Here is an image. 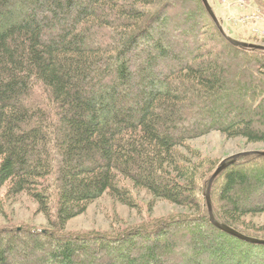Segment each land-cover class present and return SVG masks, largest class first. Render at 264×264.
<instances>
[{
	"label": "trees",
	"instance_id": "obj_1",
	"mask_svg": "<svg viewBox=\"0 0 264 264\" xmlns=\"http://www.w3.org/2000/svg\"><path fill=\"white\" fill-rule=\"evenodd\" d=\"M208 13L203 0H0V194L33 197L53 226H0V264H264V245L212 222L217 168L200 176L178 153L216 131L264 142V50L233 45ZM123 180L196 214L67 232L108 193L133 206ZM212 189L218 221L264 241L247 220L264 214V157Z\"/></svg>",
	"mask_w": 264,
	"mask_h": 264
},
{
	"label": "rangeland",
	"instance_id": "obj_2",
	"mask_svg": "<svg viewBox=\"0 0 264 264\" xmlns=\"http://www.w3.org/2000/svg\"><path fill=\"white\" fill-rule=\"evenodd\" d=\"M214 6L221 20L226 22V29L230 35H235L243 41L264 45V22L239 23L244 14L239 7L225 5L220 0H209ZM249 10L262 9L264 0H251ZM260 31V32H256ZM233 109V108H232ZM236 108H234V111ZM248 152H264V142L251 143L246 138L230 136L216 131L200 139L189 141L186 146L179 149L182 165L194 168L202 175L216 172L223 162L234 156ZM216 174V173H215ZM206 178L199 179L201 186ZM123 187L131 193L133 206L122 199L108 193L102 199L91 205L89 211L68 224L67 232L74 234H87L94 232L115 233L127 228L141 227L151 222L170 219L183 215L196 214L194 209L182 207L169 200L157 198L149 190L136 187L131 181L123 180ZM209 192V191H208ZM7 190L0 196L6 202L4 210L0 209V226H35L40 229H52L50 217L43 213L39 203L28 194L18 197H6ZM213 197V196H212ZM1 198V199H2ZM249 225L264 231V214L250 215ZM211 242L216 247L223 242L219 237L211 235ZM81 259L78 262H83Z\"/></svg>",
	"mask_w": 264,
	"mask_h": 264
},
{
	"label": "water",
	"instance_id": "obj_3",
	"mask_svg": "<svg viewBox=\"0 0 264 264\" xmlns=\"http://www.w3.org/2000/svg\"><path fill=\"white\" fill-rule=\"evenodd\" d=\"M203 2L205 3L207 10H208V14L211 15V17L213 18V20L216 22V26L219 27V29L221 30V32L226 36V38H228V40L235 46L237 47H243V48H252V49H261L264 50V45H258V44H253V43H248V42H243L240 40H237L235 38H233V36H231L225 26H223V22L220 19V17L218 16V13L216 12L214 6L212 5L211 1L209 0H203ZM252 155H259V156H263L264 157V152H248V153H243L237 156L232 157L229 160H226V162H223V164L221 165V167L217 170L216 174L213 176L212 180H211V184H210V188H209V192H208V201L209 202V207H210V214H211V219L213 224L218 227L219 229H221L222 231L228 233V235H232L235 238H239L242 239L244 241H247L249 243H253V244H262L264 245V241L263 240H259V239H255V238H251L248 237L246 235H244L243 233L239 232L238 230L234 229L231 226H228V224L225 223H221L218 221L216 214L215 213V208H214V202H213V197H212V191H213V187L215 182L217 181V179L220 177V175H222L227 169H229L230 167H232L233 165L237 164L241 158L244 157H249Z\"/></svg>",
	"mask_w": 264,
	"mask_h": 264
},
{
	"label": "built area",
	"instance_id": "obj_4",
	"mask_svg": "<svg viewBox=\"0 0 264 264\" xmlns=\"http://www.w3.org/2000/svg\"><path fill=\"white\" fill-rule=\"evenodd\" d=\"M225 5H234L236 7H239L242 11H244L243 16L241 17V21L239 23L247 24L249 22H255L258 24V22H264V11L260 8L254 11L249 10L252 8L250 6L251 0H220ZM226 25V22H225ZM228 31V30H227ZM257 33L260 31H256Z\"/></svg>",
	"mask_w": 264,
	"mask_h": 264
}]
</instances>
